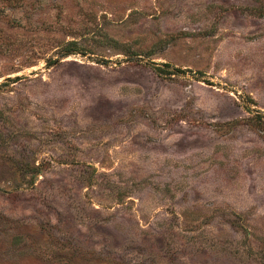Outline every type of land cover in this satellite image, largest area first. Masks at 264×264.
I'll return each instance as SVG.
<instances>
[{"label": "rangeland", "instance_id": "374dc122", "mask_svg": "<svg viewBox=\"0 0 264 264\" xmlns=\"http://www.w3.org/2000/svg\"><path fill=\"white\" fill-rule=\"evenodd\" d=\"M0 264H264V0H0Z\"/></svg>", "mask_w": 264, "mask_h": 264}]
</instances>
